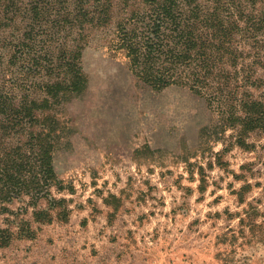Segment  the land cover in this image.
<instances>
[{
	"label": "rangeland",
	"instance_id": "374dc122",
	"mask_svg": "<svg viewBox=\"0 0 264 264\" xmlns=\"http://www.w3.org/2000/svg\"><path fill=\"white\" fill-rule=\"evenodd\" d=\"M108 2L106 24L86 25L79 36L80 29L58 26V14L34 22V35L28 0L5 11L8 0H0V92L15 102L41 99L44 82L61 77L60 50L74 43L87 80L49 110L58 181L50 191L64 201L41 222L27 197L7 203L13 213L0 214V227L13 235L0 247V264H264V133H248L243 147L202 95L138 79L109 45L120 19L145 6ZM251 8H264V0ZM25 33L27 51L12 62V44ZM243 45L253 57L252 43ZM258 45L264 57L263 38ZM253 65L263 80L257 93L264 61ZM18 218L31 222L33 237L17 235Z\"/></svg>",
	"mask_w": 264,
	"mask_h": 264
},
{
	"label": "trees",
	"instance_id": "16d2710c",
	"mask_svg": "<svg viewBox=\"0 0 264 264\" xmlns=\"http://www.w3.org/2000/svg\"><path fill=\"white\" fill-rule=\"evenodd\" d=\"M140 1L145 7L120 19L109 45L124 55L130 71L156 90L181 85L205 97L224 124L235 129L236 141L243 147L248 133H264V90L253 92L263 81L253 77V64L264 61L258 45L264 39V8H251L258 0H210L208 5L197 0ZM15 4L16 0H8L2 4L3 11ZM28 4L34 35V22L57 14L58 26L80 29L79 36L86 25L101 27L109 19L108 0H28ZM26 34L12 44V62L26 53ZM247 40L256 52L253 57L242 49ZM80 49L74 43L60 50L57 66L61 77L44 82L41 99L22 97L15 102L0 92V214H12L7 203L27 197L33 221H49L48 209L64 201L52 197L50 191L58 181L52 163L56 119L49 110L54 101L85 88ZM14 133L22 138L14 143L4 140ZM40 199L49 202L47 209L37 208ZM67 211L63 208L62 216ZM17 220V235L33 237L31 222ZM12 235L11 227H0V247L7 245Z\"/></svg>",
	"mask_w": 264,
	"mask_h": 264
}]
</instances>
